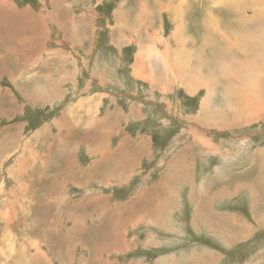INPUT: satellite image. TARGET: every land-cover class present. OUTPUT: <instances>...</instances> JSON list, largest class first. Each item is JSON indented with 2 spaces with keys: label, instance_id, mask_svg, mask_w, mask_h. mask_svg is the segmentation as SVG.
Segmentation results:
<instances>
[{
  "label": "rangeland",
  "instance_id": "374dc122",
  "mask_svg": "<svg viewBox=\"0 0 264 264\" xmlns=\"http://www.w3.org/2000/svg\"><path fill=\"white\" fill-rule=\"evenodd\" d=\"M209 4L0 0V264H264V112L204 150L200 108L226 103L209 51L208 95L155 68L157 29L177 39Z\"/></svg>",
  "mask_w": 264,
  "mask_h": 264
},
{
  "label": "crops",
  "instance_id": "0c3cea01",
  "mask_svg": "<svg viewBox=\"0 0 264 264\" xmlns=\"http://www.w3.org/2000/svg\"><path fill=\"white\" fill-rule=\"evenodd\" d=\"M202 3H210L208 8L212 10L214 14L212 16H209V20H206V22L211 21V19L212 21L215 19H222L219 14L217 15V10H219L220 12L226 11L228 14H232L234 20L233 18H230V20H228L226 24V27L223 26L222 29L220 28V26H194L187 28L185 27L184 23H180L179 29L182 30V33L177 39H170V35H168V39H166L163 35H160L159 32L162 31L161 26L159 29H157L155 38L160 44H162V40L166 43L164 44V47H166V53L156 54L153 57L156 61L155 68L161 66L164 78L166 80V83H163L165 85V90L169 88L171 82H175V79L172 75L165 76V70L160 63V59L162 57L167 58V60L169 61L168 56L170 58H176V60L178 58L177 55L180 54L182 56L183 60L179 62L181 63V67L183 68V70L181 71L179 76L183 83H186L187 76H192L194 78L195 75H190L189 70H186L185 67L190 66L192 69H194V66H192V64L198 63V61L201 63L202 59L200 57V54L202 52V49L203 51L204 49H207L209 51V54L211 55L210 57L213 58L211 59L214 64L213 67L218 70L217 72H219L221 74V77L223 78L221 82L222 85L220 87V97H222L223 89L224 95L226 96V103L222 104L223 112H219V110H216L215 106L211 107L210 109V107H206L204 104H202L200 108V110H203V118L206 120L202 122L201 120L196 118L194 127L197 126L201 129V131L203 130V133H197L196 137L192 139L194 143L199 144L204 150H206L215 145V143H213V140H215L216 138H223L227 136L229 139L234 140L239 136H242L243 138L249 136L240 135L241 132H233L237 128L248 127L250 124L254 123L253 121L258 120L254 118V120L251 121V118L253 119V117H260L261 113L264 112V9L263 7H244L242 6L244 5L243 0H217L215 6L211 4V0H206V2L202 1ZM233 21L235 27H233ZM253 25L254 29L247 32L248 26L252 27ZM183 27L186 28L185 32ZM190 29L192 31H189ZM229 30L231 31V33L229 32ZM186 33L187 40L182 37V35ZM233 34L236 36V41L233 40L230 36ZM199 37H201V43L196 44L195 38ZM125 41H127V39ZM176 43H181V48H176ZM168 44H171L172 46ZM195 47L200 50H196ZM153 51L156 50L154 49ZM233 52L236 53V59L241 61L238 63V65L237 63H234V69L220 70L221 65L233 64ZM182 53H189L190 57L188 59H185ZM153 57H150V59H152ZM252 58H254L256 62L255 67L251 65ZM216 62H218V66L215 65ZM240 67L243 68L239 70ZM200 69L198 70L200 71ZM199 71H196L195 73L199 77V82H193L192 86H190L193 87L194 90H189L178 85L188 95L195 94L198 89L202 88L204 89V94L208 95V93H211L210 91L217 85L218 79L215 77L217 74H212V72L209 71L207 74V78H210L211 76V81L209 82L202 79V74L204 73ZM227 72L229 73L227 74ZM241 74H246V77L243 78ZM225 75L227 76V78L224 77ZM133 76H139L143 78L144 81L146 80L144 79L146 77L143 75V73L142 76L140 75V73H136ZM228 82H233L236 85L230 87L228 86ZM201 103L202 101L200 102V104ZM221 117L225 120L221 121ZM207 120L210 121L208 122ZM241 120L243 121L241 122ZM190 123L193 124L192 122ZM201 137L203 139H200ZM218 140L222 141L223 139ZM201 141L205 142V144ZM225 155L223 157H225Z\"/></svg>",
  "mask_w": 264,
  "mask_h": 264
},
{
  "label": "bare ground",
  "instance_id": "6f19581e",
  "mask_svg": "<svg viewBox=\"0 0 264 264\" xmlns=\"http://www.w3.org/2000/svg\"><path fill=\"white\" fill-rule=\"evenodd\" d=\"M202 1H204V2H206V0H202ZM216 1L217 0H211V4L213 5V6H215V3H216ZM244 1V7H258V8H261V7H263V9H264V0H243ZM248 2V3H247ZM233 7V6H232ZM244 9H246V8H244ZM243 9V10H244ZM264 14V13H263ZM81 18H82V16H81ZM215 23V22H214ZM74 24V23H73ZM213 24V23H212ZM199 27H213L211 24H209V21L208 22H206V20H205V22H204V25H202V26H199ZM132 30V29H131ZM74 32V31H73ZM77 33V32H76ZM173 35H174V37H177V36H179V35H181V30L180 29H178V30H175L174 32H173ZM124 37V36H123ZM182 55L184 56V58L185 59H188L189 57H190V55H189V53H182ZM145 57H147L146 55H145ZM178 60H183L182 59V56L180 55V57L179 58H177ZM160 63H161V65H162V67L164 68V70H165V76H168V75H172L173 77H174V79H175V82H173V84H178L180 87H183V88H186V89H189V90H194V88L193 87H190V86H192V83L193 82H195V83H198L199 82V77H198V75L197 74H195L196 73V71H199L198 69L199 68H197V69H192L190 66H186L185 67V69L186 70H189V74L190 75H195L194 76V78L192 77V76H187V80H186V83H183L182 82V80L180 79V73H181V71L183 70V68L180 66V65H178L177 64V62H175L174 64H172V63H170L168 60H167V58H165V57H162L161 59H160ZM235 63V61H233V64ZM243 67H240L239 68V70H241ZM230 69H234L233 68V66L232 65H229V64H225V65H221V67H220V70H230ZM200 72V71H199ZM229 72H227V74H228ZM241 76L243 77V78H245L246 77V74H241ZM225 78H227V76L225 75L224 76ZM170 83V82H169ZM171 84V83H170ZM177 85V86H178ZM233 85H236V84H234L233 82H228V86H233ZM174 179V178H173ZM242 185V184H241ZM247 185V184H246ZM236 186V185H235ZM247 188H249V187H247ZM236 189H238V188H236ZM250 189H251V191L253 192L254 191V188L252 187V186H250ZM249 189V190H250ZM219 192V191H218ZM220 192H222V191H220ZM219 192V193H220ZM235 192V191H234ZM224 194V193H223ZM226 194V193H225ZM221 196V195H220ZM223 196V195H222ZM211 207V206H210ZM264 214V213H263ZM136 216V215H135ZM209 216V215H208ZM215 217V216H214ZM213 217V218H214ZM212 230V229H211ZM223 233V232H222Z\"/></svg>",
  "mask_w": 264,
  "mask_h": 264
}]
</instances>
